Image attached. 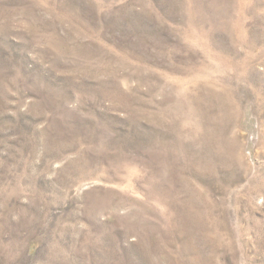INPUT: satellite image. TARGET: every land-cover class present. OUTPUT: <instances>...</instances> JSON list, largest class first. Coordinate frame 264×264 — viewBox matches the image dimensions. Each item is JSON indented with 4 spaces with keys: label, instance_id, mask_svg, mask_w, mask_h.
<instances>
[{
    "label": "rangeland",
    "instance_id": "obj_1",
    "mask_svg": "<svg viewBox=\"0 0 264 264\" xmlns=\"http://www.w3.org/2000/svg\"><path fill=\"white\" fill-rule=\"evenodd\" d=\"M0 264H264V0H0Z\"/></svg>",
    "mask_w": 264,
    "mask_h": 264
}]
</instances>
